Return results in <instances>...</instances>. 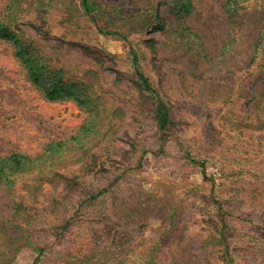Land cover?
Returning <instances> with one entry per match:
<instances>
[{
	"label": "rangeland",
	"instance_id": "obj_1",
	"mask_svg": "<svg viewBox=\"0 0 264 264\" xmlns=\"http://www.w3.org/2000/svg\"><path fill=\"white\" fill-rule=\"evenodd\" d=\"M0 28V264H264V0H0Z\"/></svg>",
	"mask_w": 264,
	"mask_h": 264
},
{
	"label": "trees",
	"instance_id": "obj_2",
	"mask_svg": "<svg viewBox=\"0 0 264 264\" xmlns=\"http://www.w3.org/2000/svg\"><path fill=\"white\" fill-rule=\"evenodd\" d=\"M230 2H233V0H226V5L230 4ZM236 3H238L239 5L241 4V0H235ZM108 34L111 35H122L118 32H110ZM0 37L2 38H6V39H14V35L10 32H8V30L6 28H0ZM125 38V36H122ZM137 74L139 76V78L142 80L144 87L151 91L152 93H155L154 89L152 88L150 81L147 77H145L140 71H137ZM37 77V76H35ZM57 89L56 88H52L49 92L48 95L51 98H54L57 94ZM156 115H157V120H158V124L161 128H164L168 122L171 121V117L169 114V110L167 108L166 103L161 100L158 99L157 102V106H156ZM1 165V163H0Z\"/></svg>",
	"mask_w": 264,
	"mask_h": 264
}]
</instances>
